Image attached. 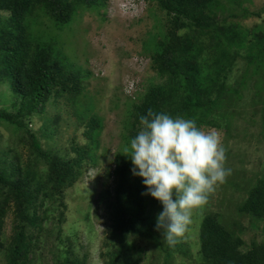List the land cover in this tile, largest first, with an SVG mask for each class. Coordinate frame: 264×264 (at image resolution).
<instances>
[{
	"label": "trees",
	"instance_id": "obj_1",
	"mask_svg": "<svg viewBox=\"0 0 264 264\" xmlns=\"http://www.w3.org/2000/svg\"><path fill=\"white\" fill-rule=\"evenodd\" d=\"M104 1L0 0V255L4 264H36L47 247L49 264H88L87 256L76 252L74 236L66 237L62 227L67 221L66 192L95 164L100 121L88 115L92 103L91 97L83 98L82 72L63 50L35 39L32 30L42 16L62 28L73 25L80 10L100 16ZM146 1L156 2L166 19L163 40L151 56V70L159 82L147 85L132 102L127 145L140 129L139 117L151 109L195 119L203 130L220 131V121L226 134L256 129L251 137L260 140L258 147L264 146V111L257 123L232 110L242 100V90L254 93L253 104L264 93V24L243 23L251 17L261 19L264 8L252 13L243 7L246 0ZM240 63L243 70L230 85L229 75L238 72ZM252 80H259L261 86H251ZM233 121H241V127L233 126ZM61 124L74 132L83 127L86 144L74 138L70 148L50 147ZM124 154L114 162V184L100 196L108 203L110 221L102 243L103 264L130 261V236L155 240L150 230H155L158 214L148 210L151 198L142 195L146 189L132 175L131 161ZM226 157H230L227 151ZM154 208L162 211L158 203ZM237 212L251 218V224L262 223L264 235V178L249 190ZM9 217L11 235L6 236ZM237 232L217 212L206 214L199 229V264H264V240L245 246Z\"/></svg>",
	"mask_w": 264,
	"mask_h": 264
},
{
	"label": "rangeland",
	"instance_id": "obj_2",
	"mask_svg": "<svg viewBox=\"0 0 264 264\" xmlns=\"http://www.w3.org/2000/svg\"><path fill=\"white\" fill-rule=\"evenodd\" d=\"M243 7L252 13L258 12L264 8V0H246ZM228 8L231 9L229 5ZM96 13L80 10L73 25L64 28L56 26L49 17L42 16L32 30L35 39L41 43H53L54 47L63 50L82 72L85 85L83 98L91 97L92 103V111L88 115L100 121L94 151L95 164L85 171L73 189L66 192L67 221L62 227L66 237L74 236L76 252L81 257L86 255L88 264H103L100 257L102 243L106 240L110 221L108 203L100 196L110 191L114 184L111 176L114 162L119 154L125 153L126 125L132 102L137 101L147 85L159 82L157 74L151 70V56L159 49L158 43L163 40L166 24L165 16L158 10L156 2L146 0H105L100 16ZM243 23L248 27L262 25L264 13L261 19L251 17ZM238 66V72L235 70L229 75L230 85L235 83L243 70L241 63ZM259 82L252 80L248 83L254 86L260 85ZM261 83L264 85V81ZM250 91L242 90V100L236 101L232 110L244 112L254 122L260 123L264 93L253 104L254 93ZM54 113L52 111L51 115ZM222 122H219L222 129L216 130L221 135L225 150L230 153L226 167L231 169V175L209 196L207 204L194 213L192 224L172 247L156 229L150 230L155 240L130 236L128 247L131 252L127 250V256L131 258L129 262L124 261L125 264H199V229L203 218L210 212H217L224 222L239 231L237 233L245 246H249L253 240H264L262 223L251 224V218L240 216L237 212V207L247 198L249 190L258 179L264 178V146L258 147L260 140L251 137L256 134V129L247 131L240 128L241 132L232 130L226 134ZM233 123V126L241 127V121ZM60 126L55 145L51 143L50 147L58 150L70 148V141L74 138L76 143L86 144L83 127L74 132L73 127ZM150 198L147 208L158 214L160 209L153 207L156 203L160 204ZM5 234L11 235L10 217ZM49 250L50 247L45 249V257L36 264L50 263ZM0 264H4L1 255Z\"/></svg>",
	"mask_w": 264,
	"mask_h": 264
},
{
	"label": "clouds",
	"instance_id": "obj_3",
	"mask_svg": "<svg viewBox=\"0 0 264 264\" xmlns=\"http://www.w3.org/2000/svg\"><path fill=\"white\" fill-rule=\"evenodd\" d=\"M140 129L131 137L125 156L131 173L141 179L148 195L162 211L155 229L169 245L178 243L193 215L226 182V150L216 129L203 130L195 119L148 112L139 117Z\"/></svg>",
	"mask_w": 264,
	"mask_h": 264
}]
</instances>
